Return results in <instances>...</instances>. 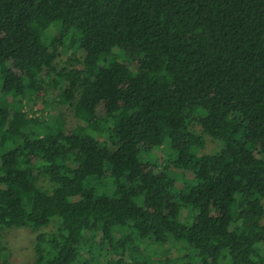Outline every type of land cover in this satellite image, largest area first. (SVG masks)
<instances>
[{
    "label": "trees",
    "instance_id": "1",
    "mask_svg": "<svg viewBox=\"0 0 264 264\" xmlns=\"http://www.w3.org/2000/svg\"><path fill=\"white\" fill-rule=\"evenodd\" d=\"M50 92L73 127L25 113ZM263 198L264 0H0V237L32 264H264Z\"/></svg>",
    "mask_w": 264,
    "mask_h": 264
},
{
    "label": "rangeland",
    "instance_id": "2",
    "mask_svg": "<svg viewBox=\"0 0 264 264\" xmlns=\"http://www.w3.org/2000/svg\"><path fill=\"white\" fill-rule=\"evenodd\" d=\"M69 55L67 53L60 52L56 63L58 66H63L64 63L68 60ZM78 67V66H77ZM47 99H52L54 102H42L37 101L36 103H28L24 111L28 116L35 117H49V114L55 115L60 113V117L56 118V123L59 126H63L65 129L71 128L75 125V118L73 115V111L71 109H67L66 106L62 104V97H56L55 93H48L46 95ZM48 116V117H47ZM219 143L213 141L211 139H205V145L202 149V153L211 154L216 152L219 149ZM161 149H154L147 153H141V161L143 163L154 165L159 169H162V163L166 158V155L162 154ZM169 154L172 156L173 154L169 150ZM164 158V159H162ZM172 159L174 157L172 156ZM168 175L174 180V188L173 190H179L182 186L183 182H189L191 180V176L188 172H183L180 170H174L170 168L168 170ZM107 182L102 183H94V189L96 192L107 187ZM261 203L264 205V198L261 199ZM264 222V218L262 220ZM56 228V221H52L47 227L43 229L45 232H53ZM0 246L6 249L7 256L4 258L5 262L3 263V257L0 255V264H32L34 259V234L27 229H9L4 231L0 237ZM179 251V250H178ZM179 255H183L184 251L180 250ZM150 264H159V260L154 258Z\"/></svg>",
    "mask_w": 264,
    "mask_h": 264
}]
</instances>
